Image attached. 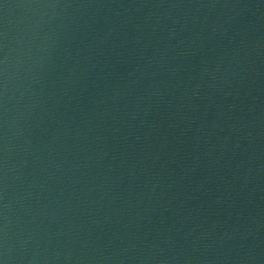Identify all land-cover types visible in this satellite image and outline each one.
<instances>
[{
    "label": "water",
    "instance_id": "water-1",
    "mask_svg": "<svg viewBox=\"0 0 264 264\" xmlns=\"http://www.w3.org/2000/svg\"><path fill=\"white\" fill-rule=\"evenodd\" d=\"M3 264H264V0H0Z\"/></svg>",
    "mask_w": 264,
    "mask_h": 264
},
{
    "label": "snow or ice",
    "instance_id": "snow-or-ice-1",
    "mask_svg": "<svg viewBox=\"0 0 264 264\" xmlns=\"http://www.w3.org/2000/svg\"><path fill=\"white\" fill-rule=\"evenodd\" d=\"M0 264H3V261H0Z\"/></svg>",
    "mask_w": 264,
    "mask_h": 264
}]
</instances>
